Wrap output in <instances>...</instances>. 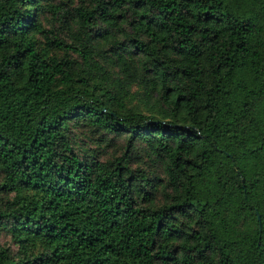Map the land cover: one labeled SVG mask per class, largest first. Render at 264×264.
<instances>
[{
    "label": "trees",
    "instance_id": "1",
    "mask_svg": "<svg viewBox=\"0 0 264 264\" xmlns=\"http://www.w3.org/2000/svg\"><path fill=\"white\" fill-rule=\"evenodd\" d=\"M0 264H264V0H0Z\"/></svg>",
    "mask_w": 264,
    "mask_h": 264
}]
</instances>
